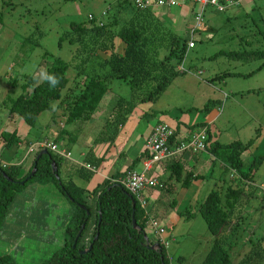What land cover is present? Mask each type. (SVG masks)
<instances>
[{
    "label": "trees",
    "instance_id": "obj_1",
    "mask_svg": "<svg viewBox=\"0 0 264 264\" xmlns=\"http://www.w3.org/2000/svg\"><path fill=\"white\" fill-rule=\"evenodd\" d=\"M125 2L131 5V10L124 18L116 19L113 16L108 23L97 24L92 16L91 20L88 19L90 26L84 22L70 25L71 32L77 34V37L70 42L77 41L82 47L83 66L77 72V77L83 80L75 81L73 88L68 87L66 73L69 64L60 57H52L41 72L46 71L59 77L60 83L56 87H50L46 81L41 82L42 80L38 84H33L34 79L28 77L22 88L24 94L10 104V114L18 116L17 118L32 127L39 115L50 110L52 104L57 101L62 106L65 105L63 106L65 124L77 127L80 123L91 120L100 102L108 94L109 82L119 80L128 85L130 94L127 98H116L104 121L103 129L94 140L96 144L110 145L129 116L137 112L136 110L141 106L155 103L173 80L184 74L179 69L188 44L193 40L169 29L158 18L154 8L138 10L129 1ZM198 31L199 29L195 30L191 36ZM258 32L263 35L264 41V24ZM228 54L241 62L251 59L262 60L254 72L264 68V50ZM90 60L94 61L96 66L92 64L93 62L89 64ZM224 75L234 76L235 73L227 72ZM249 75L250 73L246 76ZM64 90L66 93L62 96ZM208 104L200 111L208 112ZM154 114V110L145 111L140 118L149 120ZM196 126L200 128L192 132L204 130L208 136L206 123ZM64 135L62 130L60 137ZM175 135L174 131L172 137L174 142L186 140H177ZM260 135L261 133L257 132L254 139L248 140L247 143L235 140L228 144L210 142L208 137L206 151L211 152L223 163L226 172L229 173V182L222 190L212 189L198 207V213L208 233L213 237L211 248L201 264H234L225 249L224 233L227 231L233 235L239 229V218L237 221L235 217L237 207L249 200L251 192L248 185L251 184L254 168L264 159V155L253 156L247 171L243 172L242 155L249 146H253L254 140L257 142L261 140ZM0 138L5 142L6 148L12 143L20 142L16 130L11 133L2 132ZM59 141V137H56L53 142L58 146ZM58 148L62 149L59 146ZM46 151L47 153L37 161L35 157L39 151L33 153L26 171L22 169L24 162L6 167L0 164V231L6 226L17 196L25 192L29 184H53L72 207L69 210L70 217L64 230L62 246L40 264H169L165 245L160 243L159 239L150 236L152 230L147 222L151 217L145 207H142L135 196L119 183L123 175L107 178L88 191L79 182L88 183L91 174L100 165L102 159H95L87 153L83 165H75L71 175L66 177L61 171L67 161L66 158L49 149ZM120 155L122 156L123 153ZM178 159L166 161L170 163L166 166L169 174L165 184L167 187L164 189L167 193L174 188V184L170 183L172 181L180 182V186L186 189L192 180L201 178L192 173H185ZM137 161L138 159L134 162ZM52 164L55 165L59 179H56L52 172ZM85 164L93 170L87 169ZM34 165L36 171L28 178ZM75 178L79 182H75ZM261 186L263 185L255 187L262 190L264 196V189ZM132 202L135 203L134 213ZM193 215L189 209L182 214L185 218H191ZM132 220L135 222L134 225ZM82 225H84L83 229H81ZM145 236L149 240L148 246L145 245ZM155 243L160 245L159 250L150 248ZM90 245V250L84 253L83 251ZM261 256L264 257V235L253 242L250 253L237 264L253 261L255 257L258 260ZM0 264L16 263L10 256L5 255L0 257Z\"/></svg>",
    "mask_w": 264,
    "mask_h": 264
},
{
    "label": "rangeland",
    "instance_id": "obj_2",
    "mask_svg": "<svg viewBox=\"0 0 264 264\" xmlns=\"http://www.w3.org/2000/svg\"><path fill=\"white\" fill-rule=\"evenodd\" d=\"M246 3L245 7L231 8L224 13L206 7L199 32L192 38L188 33L184 34L193 40L195 48L187 49L181 65L184 74L177 76L160 98L150 105L151 110H158L152 123L164 119L162 117L169 113L177 112L171 107L162 110L166 108L164 106L174 104L169 103L171 92L167 91L182 89L184 87L175 83L191 79L196 83L194 87L188 85L193 88L192 98L196 97L199 102L211 99L208 111L215 107L219 114L216 125L210 128L212 141L215 135H219V140L224 141L222 144L235 140L247 143L254 139L257 132L264 134V87H261L264 86V68L254 72L262 60L241 62L228 54L264 50L263 35L258 32L264 24V0ZM129 10L131 5L123 0H0V135L3 131L11 132L15 128L22 133L21 140H25L23 146L12 143L6 148L2 145L0 163L5 159L4 154L11 155L19 163L27 155L28 140L38 136L51 139L61 134L63 128L68 131L71 127L59 121L57 101L50 110L39 115L32 127L20 119L13 121L15 116L9 112L11 102L24 94L22 88L28 77L34 79L33 84H38L42 80L41 70L52 57H60L69 64L66 73L68 87L73 88L75 81L83 80L77 77V72L83 66L82 47L77 41L70 42L77 37V34L71 32L70 25L84 22L90 26L89 15L93 16L97 24L108 23L113 16L116 19L124 18ZM190 22L194 27V19ZM91 63L96 66L94 61L90 60ZM227 72L235 75L225 76ZM191 75H195L196 79L190 78ZM108 87V96L127 98L130 94L128 85L119 80H111ZM219 91L222 93L216 103L212 99ZM65 93L64 90L62 96ZM147 107L145 105L143 109L147 110ZM187 111L184 112V122H189L190 114ZM199 112L208 115V112ZM92 124L90 129L94 130L96 122ZM60 142L61 147L66 148L67 144ZM257 147L258 142L254 140L253 146H249L243 153V172L247 171L253 161ZM80 150L81 146L77 143L69 145L70 158L79 160ZM33 155L27 156L26 163L31 162ZM136 170L142 172L143 168L137 165ZM94 175L91 174L90 180ZM79 184L87 188V183L80 181ZM260 184L264 186V159L254 168L251 184L248 185L251 192L249 200L237 207L235 217L237 221L239 218V229L233 235L227 231L224 233L225 249L234 264L250 253L253 242L264 235V196L262 190L255 187ZM201 202L199 200L188 207L194 214L190 219L192 225L182 226L181 235H175L173 240L174 226L170 222L162 223L169 264H201L211 248L213 237L198 213ZM71 207L53 184H29L25 192L17 196L6 226L0 231V257L8 255L16 264H40L48 259L63 244ZM185 209L187 207L183 211ZM256 259L245 264H264V257Z\"/></svg>",
    "mask_w": 264,
    "mask_h": 264
},
{
    "label": "crops",
    "instance_id": "obj_3",
    "mask_svg": "<svg viewBox=\"0 0 264 264\" xmlns=\"http://www.w3.org/2000/svg\"><path fill=\"white\" fill-rule=\"evenodd\" d=\"M246 5L247 3H244L242 7H245ZM154 9L157 12L158 18L169 29L177 33H182L183 35L185 33H188L189 36L191 35L193 24L191 22L189 24V21L191 19H194V13L196 9L194 6L180 5L174 8ZM193 48H195V45ZM190 78L196 79V76L191 75ZM186 80L187 79H182L179 83H175L177 85H181L184 88H176L175 91H172V89H170L171 91H167L168 93L171 92L169 93L171 94V101L169 103L174 104H171L170 106H164L166 108H163L162 110L169 109L171 107L175 108L177 112L173 114L169 113L168 116L162 117L164 119H159L156 120L155 123H152V119L155 116H153L149 120H143L140 118L145 111L149 112L152 107H150L149 105L147 107V110H145L143 109V106H141L140 109L136 110L137 112L128 117L125 124L119 129V133L114 142L110 145L108 143L96 144L94 142L97 135L103 129L104 121L105 119H107L110 110L116 100L115 97L108 96V94L102 99L98 108L95 110V113L92 116L91 120H89L88 122L80 123L77 127L71 125L68 131H65V128H63V134H65L64 136L60 137V134H58L57 136H53V138L51 139L38 136L34 137L31 140H28L26 144L28 146L30 143L46 140L53 142L56 137H59L60 141L65 142L67 146L66 148H62L60 141L58 146L64 150H67L69 153V145H71L72 143H77L78 145H80L81 150L79 152V160H72L70 158V153L69 159H66V163H64L62 166V175L66 177L71 175L75 165H83V159L86 157L87 153H89V155H91L95 159H102L100 165L97 166L94 171V177L87 183L86 190L91 191L94 187H96V185L100 184L107 178H113L117 175H123V173L128 170L137 171V165H140V167L143 168V161L149 157V151L146 149V140L156 123L164 122L168 124L175 131V137L177 140L187 139L192 131L200 128V126L196 125L206 123V126H208L209 130V141L212 142L210 128L212 125H216V120L219 114L215 110V107L208 111V115L207 113L203 115L199 112L206 103L210 104L211 99L207 100V102H199L198 100H196V97L192 98L193 88H189L188 85H192L194 87L196 86V83L195 81H191V79L190 81ZM221 93L222 92L219 91L215 98L212 99V101H216V103H218L217 98ZM169 103L167 105H169ZM56 106H58V109L60 111L57 117L59 118V121L64 124L65 112L61 109L62 105L57 102ZM226 108L227 104L225 109ZM185 110H188L187 112L190 114L189 122H184V119L186 118V115H184ZM157 112L158 110L155 111V114H157ZM201 117L202 120L200 119ZM18 119L19 118L15 116L13 121H17ZM95 122L96 125L94 126V130H91L90 128L93 127L92 123ZM11 130V132H13L16 129L14 128ZM3 132H7V130ZM16 132L17 137L20 140V142H18L16 145L23 146L22 143L25 140H21L22 133L18 129L16 130ZM260 137L261 140L258 142V147L256 150H254L255 156L264 155V134L261 133ZM213 141H217L220 144L224 142L219 140V135H215ZM2 145L5 146V142L0 138V147ZM121 153H123L122 156L120 155ZM27 156L28 154L24 155L23 160H20V162L18 163L17 160L14 161L15 159L11 155L4 154L5 159L3 160V162L8 165L22 164L24 162L22 169L23 171H26L30 164L26 163ZM6 159H11V161H7ZM136 159H138V161L134 162ZM178 161L179 165L183 166V170L185 173H192L193 175L199 177L201 176V178L192 180L186 189L180 186V182L172 181L170 183L174 184V188L171 192L167 193L164 189L167 187L165 186V184L167 182L166 178L169 174L166 170V166H168L170 163H153L146 174L150 177L156 178L158 187L145 188L141 192V197L146 202L145 210L147 211L148 215L158 221L160 226H162L163 222H170V224L174 226L175 232L172 234V240L173 238H175V235H181L180 228L182 226L192 225V223L190 222L191 218H185L184 216H182V214H184V211H186L188 207L193 203H197L199 200L203 201L212 189L218 188L222 190L224 186H227L229 182V173L226 172L225 166L221 161L216 159V156L211 154V152L209 151H204L202 153L194 155L185 154L184 156L180 157ZM186 207L187 209L183 211V208ZM162 227L164 228V226ZM164 234L165 230L161 238L166 241V237L164 236ZM150 236H152L154 239L157 238V236L154 235L153 231L151 232Z\"/></svg>",
    "mask_w": 264,
    "mask_h": 264
},
{
    "label": "built area",
    "instance_id": "obj_4",
    "mask_svg": "<svg viewBox=\"0 0 264 264\" xmlns=\"http://www.w3.org/2000/svg\"><path fill=\"white\" fill-rule=\"evenodd\" d=\"M129 1L136 9L145 10L149 8H174L180 5H192L197 8L194 13V29L201 26V17L206 7H211L217 13H224L231 8L242 6L246 2L252 0H125ZM92 16L89 15L88 19L91 20ZM189 48L193 47L189 43ZM180 71H183L181 68ZM184 72V71H183ZM174 130L166 123H156L146 140V149L149 151V157L143 161V171L136 172L128 170L123 173L119 183L128 190V192L135 196L138 203L145 207L146 202L141 197V192L145 188L158 187L156 178L150 177L146 172L150 169L153 163H162L176 158H180L185 154H196L206 151L208 136L204 130L192 132L189 134L185 141H172ZM54 152L66 159H69L70 154L63 149L49 141H39L30 143L28 145L27 154H33L36 151L46 150ZM2 167L8 166L5 162L0 163ZM87 169L90 167L87 165ZM93 170V169H90ZM264 189L263 186H261ZM264 191V190H263ZM148 227L153 231L154 235L160 240L163 245L167 244L161 237L164 233V228L160 226L158 221L154 218L148 219Z\"/></svg>",
    "mask_w": 264,
    "mask_h": 264
},
{
    "label": "water",
    "instance_id": "obj_5",
    "mask_svg": "<svg viewBox=\"0 0 264 264\" xmlns=\"http://www.w3.org/2000/svg\"><path fill=\"white\" fill-rule=\"evenodd\" d=\"M47 153V151L46 150H41V151H39V153L37 154V156L35 157V161H37L42 155H44V154H46ZM51 168H52V172L55 174V178L56 179H59V177H58V175H57V173H56V168H55V165L54 164H52L51 165ZM35 171H36V165H34V167H33V170L31 171V173H30V176L28 177V178H30L34 173H35ZM21 184H23V182H21ZM134 207H135V203L134 202H132V208H133V213H134ZM132 217H133V215H132ZM132 224L134 225L135 224V222H134V220H132ZM134 227V226H133ZM84 228V225H82V228L81 229H83ZM80 233H81V231L77 234V236L75 237V241L77 240V238L79 237V235H80ZM97 238V234H96V236H95V239ZM145 241H146V246H148L149 245V240H148V238L145 236ZM90 248H91V245L89 246V248L88 249H86L85 251H83L84 253H87L89 250H90ZM152 250H159L160 249V245L158 244V243H155V244H153L151 247H150Z\"/></svg>",
    "mask_w": 264,
    "mask_h": 264
},
{
    "label": "clouds",
    "instance_id": "obj_6",
    "mask_svg": "<svg viewBox=\"0 0 264 264\" xmlns=\"http://www.w3.org/2000/svg\"><path fill=\"white\" fill-rule=\"evenodd\" d=\"M198 29H199V28H198ZM195 30H197V29H194V27H193L192 33H193ZM192 33H191V35H192ZM191 38H192V36H191ZM191 38H190V39H191ZM190 43L193 44V42H190ZM188 45H189V44H188ZM193 47H194V44H193ZM193 47H192V48H193ZM188 48H189V47H188ZM189 49H191V48H189ZM41 78H42V81H41V82L46 81V82L49 84L50 87H56V86L60 83L59 77H56V76L53 75V74H49V73H47L46 71L41 73Z\"/></svg>",
    "mask_w": 264,
    "mask_h": 264
}]
</instances>
